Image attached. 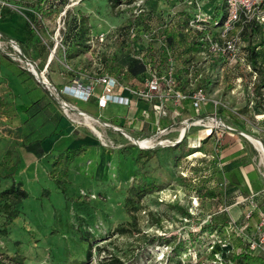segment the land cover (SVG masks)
I'll use <instances>...</instances> for the list:
<instances>
[{"label":"rangeland","instance_id":"rangeland-1","mask_svg":"<svg viewBox=\"0 0 264 264\" xmlns=\"http://www.w3.org/2000/svg\"><path fill=\"white\" fill-rule=\"evenodd\" d=\"M51 1L0 0V49L11 59L26 66L10 43L25 38L26 12L40 15L41 26L29 55L42 60L50 53L51 67L68 78L90 81L102 72L124 76L121 68L132 57L154 69L175 67L179 78H185L184 65L195 63L203 77L174 85L162 75L152 99L134 96L129 105L109 102L102 109L59 94L70 107L63 108L70 121L96 142L82 153L86 167L73 178H67L62 161L51 169L49 178L53 172L61 175V194L54 181L36 174L42 164L32 153L18 146L17 156L19 140L12 139L1 165L16 170L29 196L11 222L0 212V264H105L112 257L120 264H264V249L249 246L264 214V156L244 136L251 134L264 145L260 30L248 33L237 24L224 35L213 24L215 14L219 19L226 14L224 0ZM199 21L207 43L208 38L221 42L238 36L237 54L214 55L201 45L193 30L200 28ZM131 26L141 31L137 37L127 32ZM158 29L164 33L152 36L150 30ZM242 37L256 45L254 65ZM39 72L57 85L45 68ZM148 78L129 82L143 90ZM196 83L205 100L192 108ZM103 86L96 82L92 93L99 96ZM70 102L93 117L87 122ZM139 115L143 129L131 136L119 123L108 122ZM135 139L162 145L139 147ZM9 182L4 180L0 189ZM42 187L53 190L45 196Z\"/></svg>","mask_w":264,"mask_h":264},{"label":"crops","instance_id":"crops-1","mask_svg":"<svg viewBox=\"0 0 264 264\" xmlns=\"http://www.w3.org/2000/svg\"><path fill=\"white\" fill-rule=\"evenodd\" d=\"M25 25L26 36L19 41V44L17 43L19 46L29 40L30 30L27 19ZM29 61L32 62L31 60ZM32 63L35 69L39 71L42 65L37 68L35 64L37 62ZM45 66H48L46 69L48 80L51 82L55 81L58 87L69 84L80 89H85L88 86L93 88V85L97 82L94 78H91L90 81L68 78L56 66L51 67L50 53L44 62ZM62 97L66 99L65 95ZM97 97L98 95L91 93V97L87 102H92L94 106L102 109L103 107L97 105ZM129 97L133 98L134 96L129 95ZM0 100V163L12 139H16L19 140L18 145L15 146L17 156L18 146L24 147L27 152L35 156L36 161L38 160L37 162L42 164L40 170H35L36 174L41 175L44 179L51 180L49 172L53 169L52 161L57 154L67 148L82 147L83 153L89 152L94 147L95 138L85 134L84 131L81 132L79 129L80 125L70 121L55 96L39 82L32 70L16 61V59L8 57L3 49H0ZM70 103L71 105L73 104L72 102ZM72 106L76 108L74 104ZM76 109L84 112L89 118L93 117L82 108ZM108 122L119 123L132 135V133L137 132V129H143V122L145 121L143 116L139 115L138 118L133 119L112 118ZM17 158L19 160V157ZM86 164L87 159L82 154L75 157L72 162L65 163L67 178H73L76 172L78 173L81 169H85ZM29 166L33 167V163L29 164ZM1 169L3 168L0 166V172L3 171ZM13 180L21 181L23 187H25L22 179L16 177V170L13 173ZM43 189L44 187H42Z\"/></svg>","mask_w":264,"mask_h":264},{"label":"trees","instance_id":"trees-1","mask_svg":"<svg viewBox=\"0 0 264 264\" xmlns=\"http://www.w3.org/2000/svg\"><path fill=\"white\" fill-rule=\"evenodd\" d=\"M53 1H51L52 4H53ZM205 1L212 3L210 0H204L203 3H205ZM225 15L221 19H219V15L217 13V14H215V17L217 20L221 21L225 18ZM31 16H29V14H27L25 12V17L27 19V24H28V27L30 30V34H29V40L27 41V43L21 45L20 47H21L22 52L26 58H28L29 60H31L34 63L37 62V63H35L37 68H40V65H42L41 68L39 69V71H42L44 68L47 69V67H48V66L44 67V62L46 61L47 56L49 54L44 59L41 60L35 56L31 57L27 51V48L30 46V42L33 40L32 39L33 36H36V34H39V32L37 31V28L39 29L41 27L39 24L40 15H37L38 17L36 15H31ZM198 24H199L200 28L195 27L198 30L193 29V30L198 31L200 34L199 37L197 38V41L200 42L201 45L206 46L207 49L210 51L209 44L206 42V39H207L206 38L207 35H205L206 33L201 35V33H203L206 28H203L204 26H203L202 21H199ZM263 27H264V22L262 24L254 23V22H249V23L243 24V28L246 29V32H248V33H249V31L251 32V29L258 28L260 30V32L262 34V45L264 46ZM130 30H132L131 33H130ZM148 31L149 30H147L146 33ZM127 32H129V34H133V32H134V35H136V37L139 35L138 34L139 32L141 33V31H139L137 28H134L133 26L129 27ZM150 32L153 34L152 36H154L155 32L157 33V36L159 34L162 35L164 33L163 29H161V30L158 29L157 31H154V32H152V30H150ZM241 40H243V42L246 41L247 47H248V58L252 62V64L254 65V63H256V57H257L256 52L254 51L256 45H251L249 37H245V40L242 37ZM32 42H34V41H32ZM262 45H257V46H262ZM211 53L214 55H217L216 53H213V52H211ZM154 67H155V65H151V63H149V62L147 63V61H143V59L138 60V59L132 57L131 59H127V61L123 64V66L121 68V69H123L122 71H123L124 76L109 74L110 72L108 71L109 73L102 72V73H100L99 76H94L92 78L97 80L100 76L108 75V76L116 79L119 84H116L113 87L112 92L121 94L124 91V87L130 88L133 90H140L141 89V88H137L136 85H133L131 82H129L130 78L134 79V77L137 78L138 76L144 75L145 77L146 76L149 77L148 78V81H149L151 79L152 75L154 74L159 79H163L162 77H165V76H162V75H166V76L168 75V74H166L167 69L170 70L171 80H172V83H174V85H175V83L177 85L178 83H180V81H188V83H192L194 81L199 82L201 80V78L203 77V74L201 72L202 68L200 67V65L195 64V63H191L190 65L189 64L184 65L185 78H182V77L179 78L176 75V73L175 74L173 73V69L175 70V67H165V65H164V67H161V65H159L158 66V68L160 67L159 69H154ZM153 69H154V71H152ZM51 83H53V82H51ZM67 85L70 86L69 84H67ZM64 86L65 85L58 87L57 85H55V87L58 90L62 89ZM196 87H197L196 91L201 89V87H198V84L196 85ZM142 89H143V91H146L147 86H145ZM90 97H91V94L89 95V98ZM89 98L87 99V101L89 100ZM136 98L146 100L145 98H140L137 96H136ZM97 105H98V103H97ZM190 106L192 108H194L191 100H190ZM33 150L36 151L37 149H33ZM82 151H83L82 147H75V148L73 147V148H67L65 151L57 154L56 158L52 161L53 170H54L55 166L57 165L58 161H62L64 163L72 162L75 157L82 154ZM4 154H5V156L8 155V151H6ZM17 162H18V159H17ZM0 166L2 167L1 163H0ZM2 168L3 169H1V170H3V171L0 172V185L6 179H10V182H9V184L5 185L3 188L0 189V212L4 215L6 222H11L16 217H18V215L20 214L19 205L23 200L28 198L29 193L23 187L21 181H14L13 180V173L15 170H13L12 167H11V169H8L7 167L6 168L2 167ZM51 177H52L51 180L54 181V183H55L54 189L58 190L61 194L64 193L65 187L63 185H61V183H62L61 175L55 174V172H53ZM50 191H51V189H49V188L44 189L43 194L45 196H48L50 194ZM258 240H259V233H258V230L255 229V238L252 239L251 241H249V246H250L251 242H253V241L258 242ZM258 249H260V248H258ZM87 254L88 255L91 254L90 247H88V249H87ZM243 261H245V264H256L254 262H247L246 260H243ZM105 264H120V261L118 258L112 257L111 259L106 260Z\"/></svg>","mask_w":264,"mask_h":264},{"label":"built area","instance_id":"built-area-1","mask_svg":"<svg viewBox=\"0 0 264 264\" xmlns=\"http://www.w3.org/2000/svg\"><path fill=\"white\" fill-rule=\"evenodd\" d=\"M224 3L226 7L225 18L221 21L217 19L213 20V24L220 25V28L224 32V35L229 33L234 27H236L237 24H241L242 26L243 24L249 22H254L259 24H262L264 22V0H224ZM263 33H264V27H263ZM10 43L19 52V55L23 57L24 63L28 67V69H31L32 65L30 64V61L28 62V59L24 56L21 49L17 46V43L12 40L10 41ZM208 44L210 47V51L216 53L217 55H224L227 53L231 55H236L241 45L240 39L236 35H234L233 38L223 39V41L221 42L215 39L208 38ZM12 57L16 59L14 56ZM19 60L22 59L19 58ZM96 81L104 85L102 94H100L97 97V103L99 107H105L109 102H116L119 104L129 105L130 104L129 95L135 97L137 96L145 99L147 98L152 99L153 95L150 93L157 91L159 86L158 84L159 78L154 74L152 75L151 79L148 82L146 91L133 90L124 87L123 92L125 93V90H128L129 91L128 94L127 93L118 94L112 92L113 87L119 83L116 79L108 75L100 76ZM167 81L172 82L170 73H168L167 75ZM43 85L47 88V90L49 89L56 90L57 94L55 98L59 102L61 107H62L61 101H63L61 97L63 95L70 94L75 98L81 100H87L92 92V87L90 86H88V89L86 90L83 88L82 89L76 88L75 86L65 85L62 89L58 90L53 84L49 83V87L45 83H43ZM59 94L61 95V97ZM204 100H205V96L202 90L199 89L195 91L192 97L193 106L200 107L201 103ZM68 108L70 107L68 106ZM256 229L258 230L259 233V240L258 242L256 241L251 242L250 247L251 249H255V248L264 249V214L259 218Z\"/></svg>","mask_w":264,"mask_h":264},{"label":"bare ground","instance_id":"bare-ground-1","mask_svg":"<svg viewBox=\"0 0 264 264\" xmlns=\"http://www.w3.org/2000/svg\"><path fill=\"white\" fill-rule=\"evenodd\" d=\"M31 70H32V72L33 73H35V75H37V77L40 79V80H42V82L43 83H45L48 87H49V83H48V81H46V79L44 78V76H42V74H40V75H38L37 74V71H36V69H35V67L34 66H31ZM51 88V87H50ZM62 100V99H61ZM60 100V101H61ZM61 104H62V107L63 108H65V109H68V105L66 104V102L63 100V101H61ZM84 117H85V119L87 120V122H88V120H89V117L86 115V114H84ZM90 127H92V126H90ZM92 129H94V131H96V133H98L99 134V132L94 128V127H92ZM185 128H183L182 129V132H183V135H184V133H185ZM95 133V134H96ZM244 136L246 137V138H248L257 148H258V150L262 153V155L264 156V149H262V147H261V144L259 143V141H257V137H255V136H253V135H251V134H248V133H244ZM134 143L135 144H137V145H139V147L141 146V147H148L149 145L150 146H155V145H162V144H155V143H151V141L150 140H148V139H144V140H134ZM174 144H176V143H173V144H170V145H174Z\"/></svg>","mask_w":264,"mask_h":264},{"label":"water","instance_id":"water-1","mask_svg":"<svg viewBox=\"0 0 264 264\" xmlns=\"http://www.w3.org/2000/svg\"><path fill=\"white\" fill-rule=\"evenodd\" d=\"M28 62H29V59H28ZM30 64L32 66H34L33 63L30 62ZM33 74L35 75V73H33ZM37 74L40 75L41 73L39 71H37ZM35 76L37 77V75H35ZM37 79L39 80V82H41L43 84L42 80H40L38 77H37ZM128 136H131V135L128 134ZM257 141H259V143L261 144L262 149H264V145L262 144L261 140L259 138H257Z\"/></svg>","mask_w":264,"mask_h":264}]
</instances>
